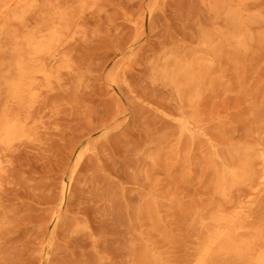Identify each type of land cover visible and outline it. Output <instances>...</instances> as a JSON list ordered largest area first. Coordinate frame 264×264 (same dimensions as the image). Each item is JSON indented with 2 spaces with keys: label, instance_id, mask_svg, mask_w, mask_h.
Instances as JSON below:
<instances>
[{
  "label": "rangeland",
  "instance_id": "1",
  "mask_svg": "<svg viewBox=\"0 0 264 264\" xmlns=\"http://www.w3.org/2000/svg\"><path fill=\"white\" fill-rule=\"evenodd\" d=\"M13 1L0 110L13 36L58 26L61 53L32 137L4 152L0 264H194L195 220L238 205L264 232V0H244L242 45L238 0Z\"/></svg>",
  "mask_w": 264,
  "mask_h": 264
},
{
  "label": "bare ground",
  "instance_id": "2",
  "mask_svg": "<svg viewBox=\"0 0 264 264\" xmlns=\"http://www.w3.org/2000/svg\"><path fill=\"white\" fill-rule=\"evenodd\" d=\"M238 1V7L226 13L235 27L244 28L245 31L242 34H232L226 40L232 44L242 45L248 34L244 20V0ZM10 7L7 5L0 9V18L9 11ZM13 18L18 21L23 19L21 14H16ZM4 27L11 28L9 23H6ZM60 30L58 26H49L40 30L44 33L41 37L32 34L23 38L13 36L15 49L12 53V62L7 68L13 66L15 73L4 82L7 88V99L0 110V176L5 168L4 152L32 137L31 115L40 87L45 86L51 89L56 79L54 68L61 53ZM178 75L179 73L175 75L165 73L164 78L179 87ZM189 128L186 126L184 131H189ZM257 155L252 156L249 152L247 156L256 157L263 164V174L259 177L260 183L264 185V153ZM80 160L77 161L69 182L65 183L64 192L70 189ZM230 172L235 174L234 170ZM254 188L256 187L252 185V189ZM262 191L264 186L258 188L256 194H261ZM253 203L254 201L251 202ZM236 208L234 212L229 213L224 208H220L217 213L207 218L195 220L201 229L194 264H264V232L260 228L250 227V215L243 216L242 213L245 206L238 205ZM59 219L58 216L54 217V227Z\"/></svg>",
  "mask_w": 264,
  "mask_h": 264
}]
</instances>
